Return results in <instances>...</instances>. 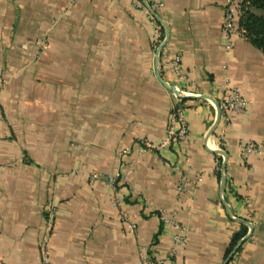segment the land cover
Listing matches in <instances>:
<instances>
[{"label": "crops", "instance_id": "0c3cea01", "mask_svg": "<svg viewBox=\"0 0 264 264\" xmlns=\"http://www.w3.org/2000/svg\"><path fill=\"white\" fill-rule=\"evenodd\" d=\"M159 1L163 51L180 54L183 80L163 57L156 69L152 22L132 0H0V264H40L50 209L54 264H140L153 242L163 256L161 209L187 231L176 264H227L242 226L228 264H264V54L242 32L225 50L222 0ZM228 85L249 106L224 128ZM178 106L188 147L144 150L166 137ZM247 145L262 153L243 158ZM126 167L115 193L106 179Z\"/></svg>", "mask_w": 264, "mask_h": 264}, {"label": "built area", "instance_id": "2783aa9c", "mask_svg": "<svg viewBox=\"0 0 264 264\" xmlns=\"http://www.w3.org/2000/svg\"><path fill=\"white\" fill-rule=\"evenodd\" d=\"M114 1V0H112ZM134 7L143 10L153 25L152 32V47L155 54L156 69L159 68L161 57L167 67L171 69L172 74L179 80L184 79V74L181 69V56L175 54L171 57H166L163 47L167 41V35L162 33V27L158 22V15L163 8V4L159 0H132ZM223 3V20H222V31L224 36L228 39L224 48L226 51L231 50L232 42L231 38L240 33V29L237 25L238 17V0H222ZM162 53H164L162 55ZM167 86H169L166 83ZM180 96H183V92L178 87H173ZM225 98L223 100L221 110V120L223 126L228 125L232 115L244 114L249 106L247 99L240 93L239 89L234 86H227L225 92ZM224 130H221V136ZM175 143H180L186 149L190 143L189 130L187 122L184 118V110L182 107H175L169 116L168 127L166 130V137L158 144L153 145L150 143L144 144V150L152 151L160 148H167ZM222 145V142L220 143ZM243 158H248L251 155H258L262 153L259 147L253 145H247L240 149ZM124 152L119 153L122 156ZM116 174L109 176L106 181L108 185L113 189L115 193L127 184L129 176V168H119ZM92 180L98 179L96 174L91 176ZM183 189V183H180L178 192ZM113 206L117 209L118 218L123 225L124 231L135 236L137 234V224L132 220L129 213L122 208V198L119 195H114L112 199ZM158 218L161 225L165 228L170 229V245L166 253L161 257L154 255L153 242L151 246H142L139 248L140 264H176L175 256L179 249L184 248L188 242L187 231L185 227L179 224L176 220L175 213L170 212L166 209L158 211ZM55 226V212L50 209L47 214V223L45 227V235L41 239L39 247V260L40 264H54L51 258V248L49 243V236ZM233 262L236 260L237 252L232 253Z\"/></svg>", "mask_w": 264, "mask_h": 264}, {"label": "trees", "instance_id": "16d2710c", "mask_svg": "<svg viewBox=\"0 0 264 264\" xmlns=\"http://www.w3.org/2000/svg\"><path fill=\"white\" fill-rule=\"evenodd\" d=\"M237 25L243 36L264 54V0H238ZM248 228L242 226L231 240L226 252L228 263L233 262L232 253L240 250L238 243L246 236Z\"/></svg>", "mask_w": 264, "mask_h": 264}, {"label": "water", "instance_id": "95a60500", "mask_svg": "<svg viewBox=\"0 0 264 264\" xmlns=\"http://www.w3.org/2000/svg\"><path fill=\"white\" fill-rule=\"evenodd\" d=\"M157 19H158V17H157ZM161 83L169 90V91H171V92H173V93H175L177 96H180L178 93H177V91L173 88V87H171V86H167L166 85V83L165 82H163V81H161ZM180 97H182V96H180ZM218 114H217V117H216V123L219 121V118H220V112L218 111L217 112ZM219 152H222V151H219ZM240 244V243H239ZM236 251V249L233 251V253Z\"/></svg>", "mask_w": 264, "mask_h": 264}, {"label": "rangeland", "instance_id": "374dc122", "mask_svg": "<svg viewBox=\"0 0 264 264\" xmlns=\"http://www.w3.org/2000/svg\"><path fill=\"white\" fill-rule=\"evenodd\" d=\"M237 256H238V254H237Z\"/></svg>", "mask_w": 264, "mask_h": 264}]
</instances>
